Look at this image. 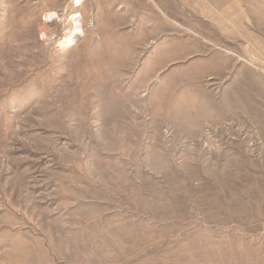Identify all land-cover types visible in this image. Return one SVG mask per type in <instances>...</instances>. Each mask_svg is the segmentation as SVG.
Returning <instances> with one entry per match:
<instances>
[{"label": "rangeland", "instance_id": "1", "mask_svg": "<svg viewBox=\"0 0 264 264\" xmlns=\"http://www.w3.org/2000/svg\"><path fill=\"white\" fill-rule=\"evenodd\" d=\"M0 264H264V0H0Z\"/></svg>", "mask_w": 264, "mask_h": 264}, {"label": "bare ground", "instance_id": "2", "mask_svg": "<svg viewBox=\"0 0 264 264\" xmlns=\"http://www.w3.org/2000/svg\"><path fill=\"white\" fill-rule=\"evenodd\" d=\"M70 19L72 20V25H74V30L69 31V34L64 38V42H70L74 40L75 37H79L83 34L80 23L77 21V14L74 13V15H72Z\"/></svg>", "mask_w": 264, "mask_h": 264}]
</instances>
